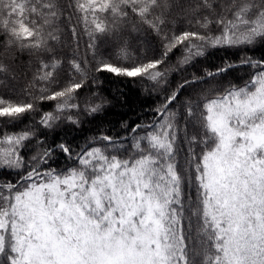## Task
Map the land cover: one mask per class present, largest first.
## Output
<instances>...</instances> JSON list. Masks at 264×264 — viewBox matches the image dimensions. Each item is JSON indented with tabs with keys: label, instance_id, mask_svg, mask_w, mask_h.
<instances>
[{
	"label": "snow or ice",
	"instance_id": "1",
	"mask_svg": "<svg viewBox=\"0 0 264 264\" xmlns=\"http://www.w3.org/2000/svg\"><path fill=\"white\" fill-rule=\"evenodd\" d=\"M80 35L86 55H69ZM258 42L264 0H0V264H264V59L180 101L234 65L185 80L130 139L15 130L30 114L79 127L103 108L77 100L101 74L161 86L175 51L182 68Z\"/></svg>",
	"mask_w": 264,
	"mask_h": 264
},
{
	"label": "trees",
	"instance_id": "2",
	"mask_svg": "<svg viewBox=\"0 0 264 264\" xmlns=\"http://www.w3.org/2000/svg\"><path fill=\"white\" fill-rule=\"evenodd\" d=\"M65 39L68 43L64 51L69 55L73 52H78L80 56L86 55L85 45L88 40L86 35H80L78 38L66 36ZM138 46L137 44L133 45L134 48ZM181 55L182 50L175 51L170 55L167 83L161 86L153 87L148 81L116 77L108 73L101 74L97 82L86 84L77 98L81 108L83 109L87 102H103V108L94 115H88L81 111L80 120L82 123L79 127L59 123L54 130L45 129L37 123L40 119L39 115L30 114L24 118L23 123L16 126L15 130L19 131L24 127L35 125L37 136L46 140L47 143H51L53 137H57L58 139L66 138L74 145H83L90 137L99 136L101 133L113 137L127 136L130 139L131 127L157 119L156 109L164 104L165 98L184 84L185 80L191 81L194 75L204 77L206 70L214 71L226 64L234 65L226 73L211 80L205 78L204 81L187 84L180 89V101L189 97L196 98L201 90H207L217 84L224 86L230 83L243 84L250 78L254 70L246 64H241V60L246 57H251L254 60L264 59V43L258 42L252 46L210 48L205 56L198 57L193 64L177 68ZM21 60L27 61V55H24ZM14 84L19 89L24 84V80H17ZM55 103L45 102L42 106L43 111H53ZM41 133L45 135L42 136ZM29 147L35 148V141ZM31 154L33 153H28V155ZM61 162H63V158H61Z\"/></svg>",
	"mask_w": 264,
	"mask_h": 264
}]
</instances>
